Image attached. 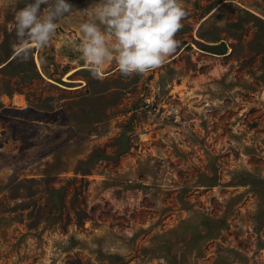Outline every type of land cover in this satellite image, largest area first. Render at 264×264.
Returning <instances> with one entry per match:
<instances>
[{"label":"rangeland","instance_id":"374dc122","mask_svg":"<svg viewBox=\"0 0 264 264\" xmlns=\"http://www.w3.org/2000/svg\"><path fill=\"white\" fill-rule=\"evenodd\" d=\"M29 2L0 0V264H264V0H181L166 62L102 79L99 0L20 62Z\"/></svg>","mask_w":264,"mask_h":264},{"label":"clouds","instance_id":"9594fccd","mask_svg":"<svg viewBox=\"0 0 264 264\" xmlns=\"http://www.w3.org/2000/svg\"><path fill=\"white\" fill-rule=\"evenodd\" d=\"M72 9L67 0H30L14 16V58L27 62L33 49L49 46L58 22ZM80 13L91 19L79 25L76 50L96 79L104 77L105 64L113 61L126 77L163 65L179 46L175 37L187 16L181 0H99Z\"/></svg>","mask_w":264,"mask_h":264},{"label":"trees","instance_id":"16d2710c","mask_svg":"<svg viewBox=\"0 0 264 264\" xmlns=\"http://www.w3.org/2000/svg\"><path fill=\"white\" fill-rule=\"evenodd\" d=\"M206 48H210V47L208 46V47H206ZM212 48H217V47H212ZM218 48H220V47H218Z\"/></svg>","mask_w":264,"mask_h":264}]
</instances>
